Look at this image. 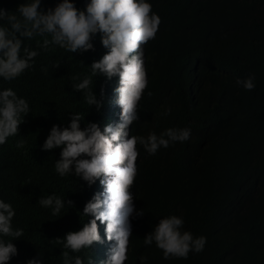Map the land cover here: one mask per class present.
<instances>
[{"label":"clouds","instance_id":"clouds-1","mask_svg":"<svg viewBox=\"0 0 264 264\" xmlns=\"http://www.w3.org/2000/svg\"><path fill=\"white\" fill-rule=\"evenodd\" d=\"M161 22L148 0H0V264H138L142 152L191 138L137 129ZM237 84L252 91L255 75ZM183 226L161 218L144 244L165 260L202 252Z\"/></svg>","mask_w":264,"mask_h":264},{"label":"trees","instance_id":"trees-1","mask_svg":"<svg viewBox=\"0 0 264 264\" xmlns=\"http://www.w3.org/2000/svg\"><path fill=\"white\" fill-rule=\"evenodd\" d=\"M148 2L162 22L149 43L151 114L137 129L188 127L191 138L142 152L144 214L134 217L130 253L138 264H264V0ZM249 74L252 91L237 84ZM170 215L206 237L202 252L165 260L144 244Z\"/></svg>","mask_w":264,"mask_h":264}]
</instances>
